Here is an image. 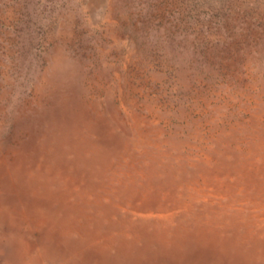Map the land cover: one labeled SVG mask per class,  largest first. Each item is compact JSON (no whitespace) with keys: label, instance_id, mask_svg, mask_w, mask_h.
Returning a JSON list of instances; mask_svg holds the SVG:
<instances>
[{"label":"rangeland","instance_id":"1","mask_svg":"<svg viewBox=\"0 0 264 264\" xmlns=\"http://www.w3.org/2000/svg\"><path fill=\"white\" fill-rule=\"evenodd\" d=\"M0 264H264V0H0Z\"/></svg>","mask_w":264,"mask_h":264}]
</instances>
